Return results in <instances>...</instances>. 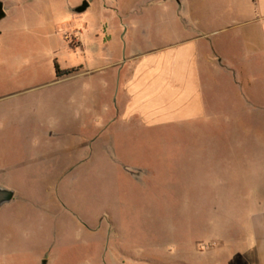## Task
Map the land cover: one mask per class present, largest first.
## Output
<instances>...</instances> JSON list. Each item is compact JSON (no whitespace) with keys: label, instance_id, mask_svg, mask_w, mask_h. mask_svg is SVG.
Listing matches in <instances>:
<instances>
[{"label":"rangeland","instance_id":"1","mask_svg":"<svg viewBox=\"0 0 264 264\" xmlns=\"http://www.w3.org/2000/svg\"><path fill=\"white\" fill-rule=\"evenodd\" d=\"M151 1L39 5L0 38V184L28 194L2 216L0 264H227L243 246L228 247L237 234L222 236L206 211L207 166L191 154L237 138L220 115L221 89L209 86V118L190 127L143 131L118 119L132 46H168L198 24L195 0ZM206 2L200 27L241 21L236 0Z\"/></svg>","mask_w":264,"mask_h":264},{"label":"crops","instance_id":"2","mask_svg":"<svg viewBox=\"0 0 264 264\" xmlns=\"http://www.w3.org/2000/svg\"><path fill=\"white\" fill-rule=\"evenodd\" d=\"M58 1L0 0L6 14L0 22V38L14 31L16 17ZM167 1L151 3L164 5ZM236 2L241 21L233 26L216 32L200 27L206 17L201 9L207 2L195 0L189 18L198 24L186 26L173 44L146 46L142 52L133 45L120 72L117 116L143 131L190 127L209 118V86L221 89L224 109L220 115L237 138L206 142L204 150L193 149L191 154L207 166L206 211L218 220L215 225L219 224L222 236L237 234L227 240V246L244 241L243 246L236 245L234 255L227 254V264H264V0ZM216 36L220 39L215 40ZM116 122L113 115L107 126ZM105 131H98V139ZM201 153L204 161H200ZM0 189L14 193L12 202L0 209V228L7 229L3 214L13 212L16 202L20 204L28 194L18 187L0 184Z\"/></svg>","mask_w":264,"mask_h":264},{"label":"water","instance_id":"3","mask_svg":"<svg viewBox=\"0 0 264 264\" xmlns=\"http://www.w3.org/2000/svg\"><path fill=\"white\" fill-rule=\"evenodd\" d=\"M90 8V3L84 2L81 6L77 7L74 12L83 14ZM6 17L3 4L0 2V22ZM14 198V193L5 189H0V209L2 206L11 203ZM43 264H47L45 261Z\"/></svg>","mask_w":264,"mask_h":264},{"label":"trees","instance_id":"4","mask_svg":"<svg viewBox=\"0 0 264 264\" xmlns=\"http://www.w3.org/2000/svg\"><path fill=\"white\" fill-rule=\"evenodd\" d=\"M59 76H60V74H59Z\"/></svg>","mask_w":264,"mask_h":264}]
</instances>
